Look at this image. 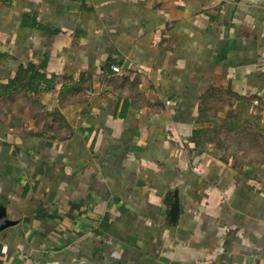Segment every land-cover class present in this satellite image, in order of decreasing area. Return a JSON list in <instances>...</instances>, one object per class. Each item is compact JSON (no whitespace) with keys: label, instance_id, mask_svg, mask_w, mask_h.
Wrapping results in <instances>:
<instances>
[{"label":"crops","instance_id":"obj_1","mask_svg":"<svg viewBox=\"0 0 264 264\" xmlns=\"http://www.w3.org/2000/svg\"><path fill=\"white\" fill-rule=\"evenodd\" d=\"M0 215V264H264V0H0Z\"/></svg>","mask_w":264,"mask_h":264},{"label":"water","instance_id":"obj_2","mask_svg":"<svg viewBox=\"0 0 264 264\" xmlns=\"http://www.w3.org/2000/svg\"><path fill=\"white\" fill-rule=\"evenodd\" d=\"M179 212H180V206H179V199H178V194L175 193V197H174V202L172 204V209H171V212H170V217H171V221L172 222H176L177 219H178V215H179ZM0 218L3 219V216L0 215ZM13 225L12 222H8L6 221L0 228V231Z\"/></svg>","mask_w":264,"mask_h":264},{"label":"trees","instance_id":"obj_3","mask_svg":"<svg viewBox=\"0 0 264 264\" xmlns=\"http://www.w3.org/2000/svg\"><path fill=\"white\" fill-rule=\"evenodd\" d=\"M23 77L29 80L26 86H30L31 82H38L44 79V76L41 73L35 71L34 68H31L30 66L23 71V76H21L20 81Z\"/></svg>","mask_w":264,"mask_h":264},{"label":"built area","instance_id":"obj_4","mask_svg":"<svg viewBox=\"0 0 264 264\" xmlns=\"http://www.w3.org/2000/svg\"><path fill=\"white\" fill-rule=\"evenodd\" d=\"M113 70L116 72V73H119L120 72V68L118 67H114ZM168 104H170V102H167ZM3 251L5 252L6 251V248H3Z\"/></svg>","mask_w":264,"mask_h":264}]
</instances>
